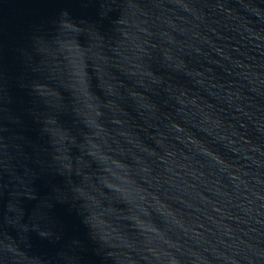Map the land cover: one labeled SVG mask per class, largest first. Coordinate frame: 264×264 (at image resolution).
<instances>
[{"label": "water", "instance_id": "obj_1", "mask_svg": "<svg viewBox=\"0 0 264 264\" xmlns=\"http://www.w3.org/2000/svg\"><path fill=\"white\" fill-rule=\"evenodd\" d=\"M0 264H264V0H0Z\"/></svg>", "mask_w": 264, "mask_h": 264}]
</instances>
